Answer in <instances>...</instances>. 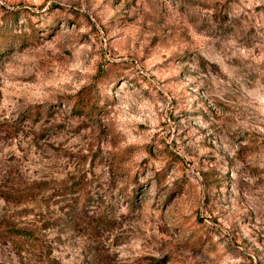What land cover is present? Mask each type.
<instances>
[{
	"label": "rangeland",
	"instance_id": "obj_1",
	"mask_svg": "<svg viewBox=\"0 0 264 264\" xmlns=\"http://www.w3.org/2000/svg\"><path fill=\"white\" fill-rule=\"evenodd\" d=\"M0 264H264V0H0Z\"/></svg>",
	"mask_w": 264,
	"mask_h": 264
},
{
	"label": "trees",
	"instance_id": "obj_2",
	"mask_svg": "<svg viewBox=\"0 0 264 264\" xmlns=\"http://www.w3.org/2000/svg\"><path fill=\"white\" fill-rule=\"evenodd\" d=\"M88 89L84 88L82 89V91L80 92V96L86 92ZM84 99L82 98V96L80 97V99H78V101L74 104L73 107V111L77 114H84V115H89L91 113V106L88 107V104H83L81 103ZM76 184V183H75ZM79 215L77 214L76 217H78Z\"/></svg>",
	"mask_w": 264,
	"mask_h": 264
}]
</instances>
